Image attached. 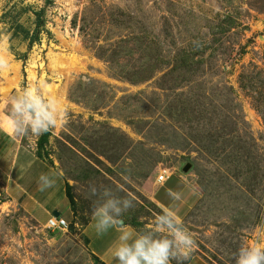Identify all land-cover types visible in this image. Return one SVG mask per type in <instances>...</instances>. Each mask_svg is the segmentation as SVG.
Here are the masks:
<instances>
[{"label":"rangeland","instance_id":"rangeland-1","mask_svg":"<svg viewBox=\"0 0 264 264\" xmlns=\"http://www.w3.org/2000/svg\"><path fill=\"white\" fill-rule=\"evenodd\" d=\"M0 56L1 86L61 98L63 127L18 138L75 201L49 231L0 190V264H102L83 235L91 188L130 193L121 220L148 230L153 178L186 164L202 192L190 256L264 246V0H0Z\"/></svg>","mask_w":264,"mask_h":264},{"label":"clouds","instance_id":"clouds-1","mask_svg":"<svg viewBox=\"0 0 264 264\" xmlns=\"http://www.w3.org/2000/svg\"><path fill=\"white\" fill-rule=\"evenodd\" d=\"M8 61L0 56V72L8 68ZM29 85L19 90L9 100L7 128L0 119V130H6L13 137L42 135L63 127L67 122V111L61 98L46 95L44 88ZM38 189L44 191L55 185V179L41 174ZM92 195L98 197L93 206L94 228L98 235L115 228L118 232L110 252L119 264H171L172 260L189 258L197 247L193 234L184 226L180 216L172 208L163 207L154 215L152 226L148 230L137 231L122 223L121 217L134 207L131 194L116 196L111 189L91 188ZM174 200H180L181 194L170 192ZM235 255V264H264V246L259 244L241 246Z\"/></svg>","mask_w":264,"mask_h":264},{"label":"crops","instance_id":"crops-1","mask_svg":"<svg viewBox=\"0 0 264 264\" xmlns=\"http://www.w3.org/2000/svg\"><path fill=\"white\" fill-rule=\"evenodd\" d=\"M15 87L0 85V119L7 128L9 100L17 93ZM185 167V166H184ZM176 170L164 182H159L160 174L153 178L150 196L161 208H172L185 220L198 206L202 192L198 188L193 173ZM41 174H48L55 179V185L44 191L38 189V179ZM151 182V181H149ZM68 183L58 168L40 157L37 152L22 143L18 137H13L6 130H0V190L9 197L38 225L45 227L49 219L58 213V217L69 224L74 220L73 205L68 196ZM170 192L181 194L180 200H174ZM123 225L141 231V228L122 221ZM95 220L91 214L83 228L84 239L88 249L102 264H119L112 257L110 248L117 240L115 228L98 235L94 228ZM171 264H178L172 260ZM179 264H212L201 254H193Z\"/></svg>","mask_w":264,"mask_h":264},{"label":"built area","instance_id":"built-area-1","mask_svg":"<svg viewBox=\"0 0 264 264\" xmlns=\"http://www.w3.org/2000/svg\"><path fill=\"white\" fill-rule=\"evenodd\" d=\"M172 171L170 169H163L161 174L158 177L159 182H164L169 176L172 175ZM70 224L61 217H52L49 219L48 223L46 224L45 228L49 231H55L59 230L62 232H66L69 229ZM262 226L259 227V230H262ZM251 237L254 239V234L251 235ZM255 238H263L264 241V235L261 234H255Z\"/></svg>","mask_w":264,"mask_h":264},{"label":"trees","instance_id":"trees-1","mask_svg":"<svg viewBox=\"0 0 264 264\" xmlns=\"http://www.w3.org/2000/svg\"><path fill=\"white\" fill-rule=\"evenodd\" d=\"M67 189H68L67 193H68L69 199H70L72 205H74L75 201H74V197L71 194V189H70L69 185H68Z\"/></svg>","mask_w":264,"mask_h":264},{"label":"water","instance_id":"water-1","mask_svg":"<svg viewBox=\"0 0 264 264\" xmlns=\"http://www.w3.org/2000/svg\"><path fill=\"white\" fill-rule=\"evenodd\" d=\"M192 168V165L191 164H186L185 165V167H184V169H183V171L185 172V173H187V172H189V170ZM58 213H55V216H57L58 217Z\"/></svg>","mask_w":264,"mask_h":264}]
</instances>
